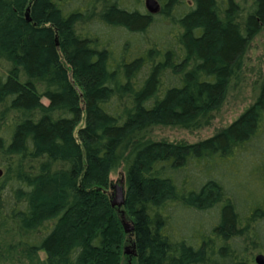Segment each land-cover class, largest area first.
<instances>
[{
	"label": "trees",
	"instance_id": "16d2710c",
	"mask_svg": "<svg viewBox=\"0 0 264 264\" xmlns=\"http://www.w3.org/2000/svg\"><path fill=\"white\" fill-rule=\"evenodd\" d=\"M156 1L152 15L128 0H0V264H255L264 251V63L229 126L149 138L211 125L264 0Z\"/></svg>",
	"mask_w": 264,
	"mask_h": 264
},
{
	"label": "rangeland",
	"instance_id": "374dc122",
	"mask_svg": "<svg viewBox=\"0 0 264 264\" xmlns=\"http://www.w3.org/2000/svg\"><path fill=\"white\" fill-rule=\"evenodd\" d=\"M133 2L136 8L146 13L144 6V0H128ZM264 63V30L258 34L250 43L249 49L244 58L243 70L239 78L232 82L229 90L227 91L224 101L221 106L214 113V119L208 128H204L194 132L183 131L178 128L164 127L154 128L149 136L152 140L166 139L169 141L184 140L188 143H195L199 140H204L212 136L219 128H225L243 113V111L253 102L256 97V73L258 69H261ZM111 186H121L124 191L123 176L121 169L110 175ZM112 199L114 197V190L111 189ZM111 199V200H112ZM52 227V223H47L45 229ZM49 231V230H48ZM264 254L262 252H255L254 258L258 254ZM125 254V251H123ZM39 261H43L45 258L44 252L37 254ZM129 258H123L121 264H128Z\"/></svg>",
	"mask_w": 264,
	"mask_h": 264
},
{
	"label": "water",
	"instance_id": "95a60500",
	"mask_svg": "<svg viewBox=\"0 0 264 264\" xmlns=\"http://www.w3.org/2000/svg\"><path fill=\"white\" fill-rule=\"evenodd\" d=\"M144 6L146 11L149 14H157L160 10V6L156 0H144ZM3 174V171L0 169V178ZM112 189L114 190V197L111 200V206L116 207V208H121L125 204V197H124V191L121 186H113ZM122 225L124 228V231L126 233H130L132 231L131 226L129 225L128 222H126L122 216ZM125 254L129 255L130 253L128 250H125ZM255 264H264V255L263 254H258L254 258ZM130 264V261L128 262Z\"/></svg>",
	"mask_w": 264,
	"mask_h": 264
}]
</instances>
